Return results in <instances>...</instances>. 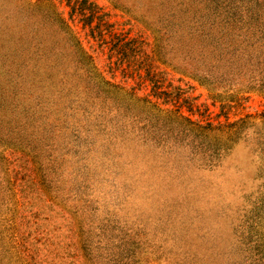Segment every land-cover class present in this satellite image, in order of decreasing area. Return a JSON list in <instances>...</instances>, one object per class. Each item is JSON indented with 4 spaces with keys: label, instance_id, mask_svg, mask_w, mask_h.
<instances>
[{
    "label": "rangeland",
    "instance_id": "obj_1",
    "mask_svg": "<svg viewBox=\"0 0 264 264\" xmlns=\"http://www.w3.org/2000/svg\"><path fill=\"white\" fill-rule=\"evenodd\" d=\"M40 1L0 0V58L17 46L14 30L53 25ZM93 1L116 30L104 44L74 24L96 78L83 120L72 107L55 128L53 107L40 106L35 132L23 113L36 101L23 92L32 75L0 59V116L16 136L0 143V264H264V0ZM119 32L152 51L153 81L141 63L121 64L133 78L111 71ZM68 47L52 68L86 79L78 47ZM179 114L244 123L231 144L198 127L178 134L187 126ZM23 215L27 251L7 240Z\"/></svg>",
    "mask_w": 264,
    "mask_h": 264
},
{
    "label": "trees",
    "instance_id": "obj_2",
    "mask_svg": "<svg viewBox=\"0 0 264 264\" xmlns=\"http://www.w3.org/2000/svg\"><path fill=\"white\" fill-rule=\"evenodd\" d=\"M43 1L45 2L43 3L40 1L39 3L53 8L52 12L45 11L43 14L44 20L52 23L53 25L46 29H35L33 32L14 30L13 39L15 41L11 42H16L17 46L15 49H12L11 52L3 50V55L0 58L2 59L6 56L12 63L10 68L11 73H29L32 75L31 89H28L30 90V94H27V89L24 88L23 92L27 95V98L24 96L26 99H28L30 95L33 97L36 95V98H33L36 101H32L29 107L24 108L23 113L27 117L29 123L32 124L35 132L39 129L34 128L37 121V114L35 113L38 111L40 106L45 109L53 107V113L57 116L56 123L54 125L56 128L67 124V115L64 113L62 114V111L67 112L71 110L72 107H75L76 112L74 111L72 114L77 117L76 121H80L83 120L82 117L85 113H89L86 109L90 108V106H92L95 102L94 100L87 99V95L89 93L86 91L88 88H91V82L96 80L95 73L92 72L91 69L92 55L85 50L83 39L80 36V32L76 30L77 27L74 24H80L81 29L84 30L86 35L92 38V40L102 41L101 43L104 44H106L107 32H114L116 30H114V24L107 11H105L102 6L93 0H58L61 5H64V9H62V7L61 9L56 7L57 0ZM185 6L190 7L188 5ZM180 14L184 17V19L192 20L190 16L191 13L182 12ZM177 32L180 33L178 30ZM4 36L9 35L6 34ZM112 37L115 38H112L113 46H109L110 56L118 54L120 59L119 61L113 60L110 62L111 71L114 73L120 70L124 76L130 75V78H133V70L128 71L129 69L127 66L132 63H141L148 68V80L153 81L154 76L159 72L155 71L153 53L144 46V40L137 37L122 36L120 32L119 34L113 33ZM11 38L8 39L5 37L4 39H6V43H11L9 42ZM90 38H88V42H91ZM59 44H62V46ZM72 45L78 47V57L75 61H73L78 64L75 70L83 69L86 74V79L60 78L58 76L59 72H55L56 70L54 71L52 68L50 59L52 57H56V62L60 61L61 56L65 54L67 49H69L68 46L71 47ZM23 48L28 49V51L31 50L33 59L31 57H29L28 60L23 58V53H25V51L22 52ZM154 53L156 55L155 49ZM124 62H128L126 67H122L121 65ZM23 65H25L24 68ZM26 65L30 67L26 68ZM48 70L53 71L48 75ZM43 72L44 80L41 81L38 76L40 77V75H43ZM87 78H89V80ZM157 80L158 79H156L157 85H155V87L160 89L158 87L159 83ZM103 82L112 85V82L109 80L103 79ZM54 91H57L56 95L53 94ZM159 91L161 93L162 89ZM165 92L166 91H163L162 94ZM146 101L148 103L152 102L150 100ZM8 106L7 101V104L1 109H7ZM165 111L167 110H164V112ZM5 116L6 114L0 116V123L2 124V126H0V143L5 138V140H11L5 143L11 144L13 142L12 138L16 136H12V131L3 125ZM179 118L187 121V123H185L187 126L182 128L178 134L191 133L198 127L201 128L200 130L202 131H212L215 133L213 136L219 135L224 140L231 142V144L236 142L235 137L238 135L239 131V129L237 130L238 125L240 123H244L243 119L229 121V118H226V121H217L216 123L209 121L206 125H203L202 123H194V121H191L189 117H184L181 114H179ZM28 125L29 124H27L26 127H28ZM41 133L43 132H37L36 134L41 135ZM196 133L198 132L196 131ZM40 180L41 179H30L27 182L33 183V185L36 186ZM43 182L44 181H42V183ZM24 221L29 222L28 215L21 216L18 221L14 219V223L10 225L9 228L10 234L12 235L8 237L7 240L11 242V248L18 247L19 249L27 251V241L29 239V235H25L24 232L21 231V223Z\"/></svg>",
    "mask_w": 264,
    "mask_h": 264
}]
</instances>
